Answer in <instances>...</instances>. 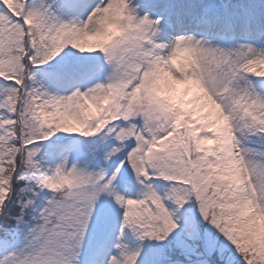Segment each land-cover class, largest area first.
Returning a JSON list of instances; mask_svg holds the SVG:
<instances>
[{
    "label": "snow or ice",
    "instance_id": "obj_1",
    "mask_svg": "<svg viewBox=\"0 0 264 264\" xmlns=\"http://www.w3.org/2000/svg\"><path fill=\"white\" fill-rule=\"evenodd\" d=\"M0 264H264V0H0Z\"/></svg>",
    "mask_w": 264,
    "mask_h": 264
}]
</instances>
